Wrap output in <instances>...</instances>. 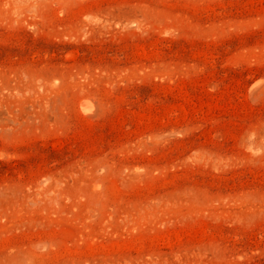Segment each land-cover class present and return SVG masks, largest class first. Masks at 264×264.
I'll return each mask as SVG.
<instances>
[{
  "label": "rangeland",
  "instance_id": "rangeland-1",
  "mask_svg": "<svg viewBox=\"0 0 264 264\" xmlns=\"http://www.w3.org/2000/svg\"><path fill=\"white\" fill-rule=\"evenodd\" d=\"M0 264H264V0H0Z\"/></svg>",
  "mask_w": 264,
  "mask_h": 264
}]
</instances>
